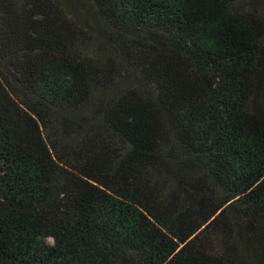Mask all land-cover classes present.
<instances>
[{
  "label": "trees",
  "instance_id": "1",
  "mask_svg": "<svg viewBox=\"0 0 264 264\" xmlns=\"http://www.w3.org/2000/svg\"><path fill=\"white\" fill-rule=\"evenodd\" d=\"M0 264H264V0H0Z\"/></svg>",
  "mask_w": 264,
  "mask_h": 264
},
{
  "label": "rangeland",
  "instance_id": "2",
  "mask_svg": "<svg viewBox=\"0 0 264 264\" xmlns=\"http://www.w3.org/2000/svg\"><path fill=\"white\" fill-rule=\"evenodd\" d=\"M51 241V240H50Z\"/></svg>",
  "mask_w": 264,
  "mask_h": 264
}]
</instances>
